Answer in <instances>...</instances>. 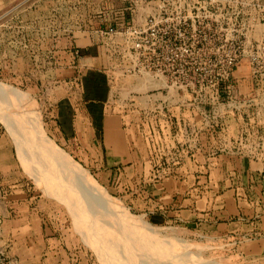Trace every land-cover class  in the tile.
<instances>
[{
  "label": "rangeland",
  "instance_id": "1",
  "mask_svg": "<svg viewBox=\"0 0 264 264\" xmlns=\"http://www.w3.org/2000/svg\"><path fill=\"white\" fill-rule=\"evenodd\" d=\"M154 1L0 0V264H264V198L237 199L230 219L219 195L188 211L200 195L192 175L205 173L190 146L199 130L212 134L211 155L264 163V8L241 39L259 48L227 69L222 54L191 53L187 44L206 45L198 23L176 56L133 51L130 32L158 14ZM167 1L186 15L189 3L208 0ZM231 1L257 13L249 0ZM96 46L106 115L118 119L109 143L88 127L79 99L84 56Z\"/></svg>",
  "mask_w": 264,
  "mask_h": 264
},
{
  "label": "crops",
  "instance_id": "2",
  "mask_svg": "<svg viewBox=\"0 0 264 264\" xmlns=\"http://www.w3.org/2000/svg\"><path fill=\"white\" fill-rule=\"evenodd\" d=\"M149 3L150 2H148V4ZM154 3L158 6V1H154ZM101 49L102 47L100 46L87 49L88 54L84 56V60H86V62L88 60H92L95 65L90 68L86 62L83 63V65L87 68V71L84 72L86 73V77L84 78L85 91L84 95H82L79 99L83 101L81 104L82 115H84L86 121L89 122V125L92 126L88 127L93 131V134L96 128L102 130V133L105 134L106 140L109 143L115 138L114 132L115 135L118 134V119L116 117L106 115V104L109 102L110 93L106 92L107 83L105 82L106 79L104 74L107 71L105 70V60H103L101 57L102 55L100 54ZM106 75H108V73ZM149 81L150 85L153 87H159L160 82H162L157 78H152V80ZM145 85L146 84H143V81L139 83V86L141 87ZM136 87H138V85ZM148 98L149 96H145L143 98V102L149 106L153 105L152 100H150V104L149 101L146 100ZM69 103L72 106L70 101ZM72 108L74 109V107ZM197 135L198 141L190 144V146L193 147L192 151L196 154L199 153L201 155L199 158H202L200 159V162H198L199 158L197 159L198 161H194L195 168L198 169L199 172L205 173L201 175L197 173L196 175H192L195 180V186L192 188V192L200 195H193L192 193L190 198L191 200L187 199L192 202V204L189 205L190 208H188V211L198 208L197 204H199L201 199L205 198L206 202H212V197L214 195H219L222 200V204L220 205L222 215L223 217H229L228 219H230L232 216L234 217L236 213H239V210H241V208L236 206L237 199L241 198V200H243V198L247 197L246 195H250V197L253 196V198L256 199L258 196L262 197V199L264 198V175L262 176V180L258 178L264 169L263 162L250 160L242 155L230 152H221L213 156L210 152L211 147L213 146L211 138L212 134L206 130L203 132L199 130ZM111 150L112 149L109 150L108 154L110 161L112 159H116L111 157ZM112 153H114V150H112ZM125 156V154L120 155V157ZM197 163H200V166H196ZM213 190H216L218 194H215ZM184 200L185 199H183L180 195H172L171 198H169V202L172 201L176 206L181 205ZM181 211L186 213L187 209ZM228 219L225 220L223 224H226ZM261 224L264 226V223ZM225 226L227 228V226L232 227L234 225L232 222L226 224Z\"/></svg>",
  "mask_w": 264,
  "mask_h": 264
},
{
  "label": "built area",
  "instance_id": "3",
  "mask_svg": "<svg viewBox=\"0 0 264 264\" xmlns=\"http://www.w3.org/2000/svg\"><path fill=\"white\" fill-rule=\"evenodd\" d=\"M245 4L257 10V13H253L252 17L246 16L243 1L208 0L189 3V14L181 15L179 10L168 11L169 8L179 7L175 2L158 0V14L154 17H145L143 25L145 27L131 30V36L140 44L139 46L134 44L130 48L134 51V47H139V54L176 56L178 51L180 52L181 38H185L198 23L203 25L206 45L204 48L202 45L195 48L187 44L191 53L209 56L222 54L225 57V66L230 69L238 56L252 54L257 47L259 48L258 42L251 43L252 47L248 48L250 44L245 46L241 39H247L255 30V26L259 25L258 10L261 6L264 8V4L259 0H249ZM201 9L203 11H200ZM199 13L203 15L199 16ZM214 20L216 25L213 24ZM231 46L236 47L233 49Z\"/></svg>",
  "mask_w": 264,
  "mask_h": 264
},
{
  "label": "bare ground",
  "instance_id": "4",
  "mask_svg": "<svg viewBox=\"0 0 264 264\" xmlns=\"http://www.w3.org/2000/svg\"><path fill=\"white\" fill-rule=\"evenodd\" d=\"M16 97H18V96H16ZM18 99H21V98L18 97ZM17 101H18V100H17ZM19 101H21V100H19ZM20 103H22V102H20ZM34 121H35V120H34ZM37 121H39V120H37ZM35 125H36V124H35ZM34 133H35V132H34ZM44 139H45V138H44ZM45 140H46V139H45ZM46 141H47V140H46ZM46 141L43 142V144H44V146L46 147V149L49 148V147H51V148L54 149V147L51 146V145L47 146ZM48 143H49V142H48ZM51 148H50L51 153H53V155L57 156V153L54 152L55 150L53 151V149H51ZM56 150H57V149H56ZM53 155H52V156H53ZM58 156H59V155H58ZM60 156H61V155H60ZM58 161H62L63 164L65 163V161H63V158H62V157L59 158ZM67 162H68V163H67ZM67 162H66V163H67L68 165L71 164V163H73V162H71V161L69 162L68 160H67ZM72 166L75 167L74 165H72ZM73 167H71V168H72V169H71L72 171H73L75 168H76V170H77V167H75L74 169H73ZM71 170H70V171H71ZM76 170H75V171H76ZM67 171H69V170H67ZM70 171H69V172H70ZM75 171H73V172H74V173H79V172H80V171H78V172H75ZM83 177H84V176H83ZM81 178H82V177H81ZM82 179H85V177L82 178ZM86 180H88V182H89V178H88V177H86ZM90 182H91V181H90ZM86 184H87V183H86ZM88 187H89V185H88ZM90 189H91V188H90ZM92 189H93V188H92ZM89 192H90V191H89ZM93 193H94V191H93ZM93 193H91V194H93ZM100 196H101V195H100Z\"/></svg>",
  "mask_w": 264,
  "mask_h": 264
}]
</instances>
